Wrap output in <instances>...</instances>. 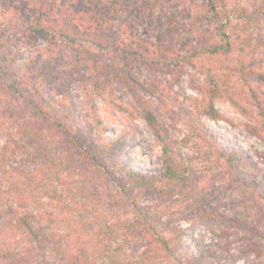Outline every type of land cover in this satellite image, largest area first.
Returning <instances> with one entry per match:
<instances>
[{"label": "trees", "instance_id": "1", "mask_svg": "<svg viewBox=\"0 0 264 264\" xmlns=\"http://www.w3.org/2000/svg\"><path fill=\"white\" fill-rule=\"evenodd\" d=\"M131 1L0 0V264H229L234 255L214 246L187 251L181 222L214 219L210 209L193 215L196 206L234 184L249 185L242 193L253 200L237 213V221L243 215L251 221L243 224L251 234L242 252L254 254L248 264H264L258 239H264L263 170L238 151L214 148L196 121L188 127L211 151L196 157L200 166L176 163L177 150L143 103L138 112L162 147L164 170L132 167L124 158L125 138L106 136L93 103L115 96L117 84L129 85L118 68L123 63L137 71L180 57L175 34L187 30L202 34L190 57L194 64L207 56L225 68L221 72L236 69L245 83L260 80L264 0H142L144 9L136 4L129 13ZM173 1L184 5L163 14L161 7ZM40 42L48 46L46 56L21 64L19 48ZM239 49L251 58L234 64ZM66 79L85 84L90 112L72 106ZM211 81L193 108L227 121L214 103L223 96L255 119L246 129L264 141V94L256 83H238L235 91L225 89L219 75ZM150 87L158 91L159 84L152 80ZM257 155L264 162V152Z\"/></svg>", "mask_w": 264, "mask_h": 264}, {"label": "rangeland", "instance_id": "2", "mask_svg": "<svg viewBox=\"0 0 264 264\" xmlns=\"http://www.w3.org/2000/svg\"><path fill=\"white\" fill-rule=\"evenodd\" d=\"M196 1L201 5L203 0ZM237 1L240 2L241 0ZM136 4L144 9L142 0H133L126 5L129 13L134 10ZM183 5L182 2L173 1L168 3L166 7H161V12L169 14L171 11H180ZM146 32L148 33L147 30ZM210 33L215 34L213 28ZM257 33L263 35L264 28ZM200 35L202 34L189 33L188 30L180 35L175 34L177 43L182 49L181 56L177 59L159 60L155 66L143 67L137 71H133L132 68L129 69L124 63L120 67L118 66L119 70L120 68L124 70V79L129 82V85L117 84L115 96L93 98L97 115L103 121L105 134L113 139L125 138L124 158L130 166L147 169L154 173L162 172L164 170L161 160L162 147L147 122L141 118L138 112L140 104L143 103L151 106L158 117L168 142L177 150L176 163L190 164L193 161L194 165L200 166L203 161L196 157L211 151L209 146L203 145L190 131L188 124L196 121L204 130L205 135L212 138L211 141L215 144L214 148H222L227 152L238 151L242 157L254 163L256 169L264 171V162L257 155V152H264V141L260 137L250 134L246 129L248 123L257 125L255 119L242 115L223 96L217 97L214 103L227 121L209 119L198 113L192 106L193 99H202L201 88L213 87L211 77L214 75L221 77L220 82L224 81L225 89L230 87L236 91L238 83H245L236 69L221 72L220 69L225 68L214 66V64H219L215 59L203 56L197 60L196 64L192 62L190 57L195 55V48H199V43L203 40L200 39ZM204 41L206 42L207 39L204 38ZM252 41L255 45H258L255 38ZM47 48L48 46L43 42H40L36 47L21 46L19 48L20 63L23 64L40 53L46 56ZM236 54L241 55L234 56V64H239L243 55L251 58L249 53H245L240 49ZM255 65L256 63L253 62L250 64V68ZM257 76L260 80H250L245 84L254 85L255 82L264 94V76ZM152 80L159 84L158 91L150 87ZM56 81L55 78L54 84H58ZM66 82L72 85V106L78 111L90 112V102L84 92L85 84L74 83L70 79L63 80V83ZM114 102L127 110L118 109ZM255 172L258 173V171H254V176L259 177L260 173L255 174ZM234 185L224 195H207L196 206V214L193 215L203 213L202 211L205 209H210L216 214L214 219L196 226L192 225L191 221L181 222L186 231L187 251L199 253L202 249L214 246V249H221L219 252L221 254L225 250L226 256L229 254L234 255V260L229 258V264H248L256 260L252 252H242V249H246V243H249L247 241L249 239L248 235L251 234L244 230L243 224H250L251 221L245 223L246 215H243L239 221L236 219L237 213L244 212L248 208L247 201H253L250 198V192L245 195L242 193L243 191L247 192L249 185ZM235 215L236 217H234ZM258 239H260V244L264 248L263 237H258Z\"/></svg>", "mask_w": 264, "mask_h": 264}]
</instances>
